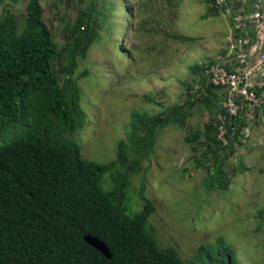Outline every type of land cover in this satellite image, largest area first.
Listing matches in <instances>:
<instances>
[{"label":"trees","instance_id":"1","mask_svg":"<svg viewBox=\"0 0 264 264\" xmlns=\"http://www.w3.org/2000/svg\"><path fill=\"white\" fill-rule=\"evenodd\" d=\"M59 1L66 10L54 34L43 20L41 0H0V264H235L221 238L212 246H199L189 261L179 257L175 246L159 247L154 227L148 225L154 207L145 197L144 183L136 190L130 179L144 159H156L160 129L185 128L196 112L206 111L210 122L189 128L186 140L198 156L196 165L211 160L206 187L227 191L234 176L247 170L242 159L229 168L230 161L226 164L225 152L247 140L240 139L242 120L229 119L218 108L213 90L219 89L202 82L195 93L192 84H185V102L173 107L163 108L152 95L140 96L162 112H132L115 157L104 163L86 159L78 141L68 136L85 127L79 82L89 70L80 71V65L99 44L101 28L110 31L108 19L117 0ZM21 2L24 13L18 16L15 6ZM207 2L205 17L220 14L216 0ZM133 12L129 9L128 15L134 17ZM109 43L116 54H128L121 42ZM206 64L193 66V73L203 75ZM222 126L227 145L218 138ZM7 134L13 138L3 141ZM105 174L109 190L101 188ZM127 189L142 200L138 212L128 211ZM87 235L106 246L110 259L87 244Z\"/></svg>","mask_w":264,"mask_h":264},{"label":"rangeland","instance_id":"2","mask_svg":"<svg viewBox=\"0 0 264 264\" xmlns=\"http://www.w3.org/2000/svg\"><path fill=\"white\" fill-rule=\"evenodd\" d=\"M41 4L44 22L57 34L65 6L59 0H41ZM114 4L110 31L101 28L99 44L80 65V71L89 70L79 82L85 127L71 134L82 155L100 163L115 157L132 112L150 116L162 112L139 97L152 95L163 108L185 102V84H192L197 93L205 79L192 67L221 56L219 43L226 46L228 35L222 14L205 17L209 10L205 0H117ZM24 7L22 2L15 6L18 16H23ZM129 9L134 17L128 15ZM3 12L0 7V17ZM141 21L147 23L144 28ZM165 34L191 40L175 42ZM110 40L121 42L128 57L116 54ZM223 107L221 101L219 109ZM211 118L209 112L198 111L185 128L160 129L156 159L142 161L140 172L130 179L132 188L138 190L144 183L145 197L154 207L148 225L154 227L159 247H176L179 257L189 261L199 246H212L221 238L231 248L235 264H264V126L252 127L243 146L225 152L228 168L242 159L247 170L234 176L227 191L209 190L204 176L213 173L211 160L196 165L198 156L186 135L189 128H204ZM11 138L7 134L3 141ZM107 182L105 174L100 182L103 190L111 188ZM126 204L128 211L138 212L143 203L127 189Z\"/></svg>","mask_w":264,"mask_h":264},{"label":"crops","instance_id":"3","mask_svg":"<svg viewBox=\"0 0 264 264\" xmlns=\"http://www.w3.org/2000/svg\"><path fill=\"white\" fill-rule=\"evenodd\" d=\"M205 1L207 2V0ZM207 5L209 6L208 2ZM256 5L258 6V9H261V11L264 12V0H227L226 9L218 7L220 10V14L211 15L220 16L222 14V16L226 19V34L228 33V35L226 37V46H224V44H221V42L219 43V47H221V52H223V54L216 59H208L207 64L209 63L210 65H221L229 70H236L240 67H245L246 64H253L258 60V57H260L261 54L264 53V26L258 28L254 23L245 22V18H247L248 15L254 12ZM219 32L220 30H218V33ZM239 36H243L249 40L247 44H244V46L240 48L236 42V38ZM241 56L244 57V65L239 64V61L242 58ZM253 82L256 83V93L260 92V95H262L264 93V90L260 89V86H258V84H263L264 82V70L262 72H257L254 75ZM212 88L214 89L215 86H212ZM215 89H219L217 92H215L216 90H213V93H215L220 100L218 105L219 108L221 105V101L225 103V90L221 88ZM220 92L222 94V99L219 94ZM242 124L243 125L241 129L248 128L250 129V131L252 127L256 128L257 125L263 127V109H256L252 112L243 109ZM256 130H258V128ZM215 147L218 146L215 145Z\"/></svg>","mask_w":264,"mask_h":264},{"label":"built area","instance_id":"4","mask_svg":"<svg viewBox=\"0 0 264 264\" xmlns=\"http://www.w3.org/2000/svg\"><path fill=\"white\" fill-rule=\"evenodd\" d=\"M216 5L220 8L226 9L227 0H216ZM248 22L254 23L258 28L264 26V12L261 9L256 8L254 12L250 14L247 19ZM236 42L240 47L247 44L249 40L243 36L236 38ZM239 64L244 65V57L241 56ZM264 70V53L258 57V60L251 65H245L239 69L229 70L221 65H209L206 66V72H204V82L207 86H215V88H221L225 90V103L224 112L229 119L242 120V111L247 110L252 112L256 109L264 107V93L258 95L255 91L256 83L253 82L254 75L257 72ZM260 89L264 90L263 84H258ZM241 113V115H240ZM232 130H234L232 128ZM226 128L220 127L218 131V138L222 141L223 145H227L229 140L226 136ZM250 134V129H241L240 139L245 141Z\"/></svg>","mask_w":264,"mask_h":264},{"label":"water","instance_id":"5","mask_svg":"<svg viewBox=\"0 0 264 264\" xmlns=\"http://www.w3.org/2000/svg\"><path fill=\"white\" fill-rule=\"evenodd\" d=\"M85 240L87 242V244L91 247H93L95 250H97L98 252H100L103 256H105L107 259H110V254L106 248V246L100 242L99 240H97L94 237H91L89 235L85 236Z\"/></svg>","mask_w":264,"mask_h":264},{"label":"clouds","instance_id":"6","mask_svg":"<svg viewBox=\"0 0 264 264\" xmlns=\"http://www.w3.org/2000/svg\"><path fill=\"white\" fill-rule=\"evenodd\" d=\"M123 52H124V51H123ZM126 52H127V51H126ZM124 53H125V52H124ZM127 53H128V52H127ZM118 55H119V54H118ZM120 56L128 57V54L125 53V55L123 54V55H120ZM125 60H126V62H128L127 59H125ZM78 130H80V129H77L76 131H78ZM76 131H74V132H76ZM84 131H85V130H84ZM84 131H83V132H84ZM72 133H73V132H70V133L68 134V136L73 137V136L71 135ZM73 138H74V137H73ZM78 144H79V142H78ZM80 146H81V145H80Z\"/></svg>","mask_w":264,"mask_h":264}]
</instances>
